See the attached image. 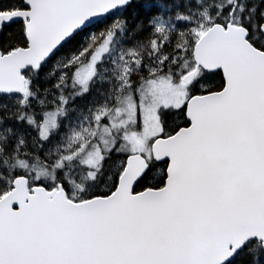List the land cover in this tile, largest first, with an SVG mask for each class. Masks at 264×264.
<instances>
[{"label": "snow or ice", "instance_id": "snow-or-ice-1", "mask_svg": "<svg viewBox=\"0 0 264 264\" xmlns=\"http://www.w3.org/2000/svg\"><path fill=\"white\" fill-rule=\"evenodd\" d=\"M0 264H264V0H0Z\"/></svg>", "mask_w": 264, "mask_h": 264}]
</instances>
